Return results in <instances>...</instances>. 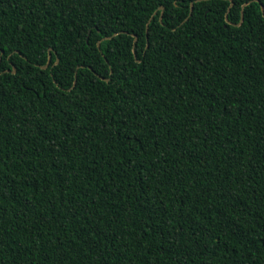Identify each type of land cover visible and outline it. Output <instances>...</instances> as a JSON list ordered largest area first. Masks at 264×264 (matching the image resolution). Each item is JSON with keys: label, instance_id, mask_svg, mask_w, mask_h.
<instances>
[{"label": "trees", "instance_id": "16d2710c", "mask_svg": "<svg viewBox=\"0 0 264 264\" xmlns=\"http://www.w3.org/2000/svg\"><path fill=\"white\" fill-rule=\"evenodd\" d=\"M261 5L0 0V264H264Z\"/></svg>", "mask_w": 264, "mask_h": 264}, {"label": "water", "instance_id": "95a60500", "mask_svg": "<svg viewBox=\"0 0 264 264\" xmlns=\"http://www.w3.org/2000/svg\"><path fill=\"white\" fill-rule=\"evenodd\" d=\"M245 4H247V3H245ZM244 4V5H245ZM231 5H232V2H231ZM243 5V6H244ZM160 9L162 10L163 9V7L162 6H160ZM227 9H229V8H227ZM261 10L262 11H264V7L261 5ZM241 19H242V13H241ZM226 21L228 22V20H227V17H226ZM136 39V38H135ZM50 58H51V56H50V53L48 54V59H47V62H46V64L45 65H43V66H41L43 69L44 68H46L47 66H48V64H49V61H50ZM58 61V59H56V62Z\"/></svg>", "mask_w": 264, "mask_h": 264}]
</instances>
